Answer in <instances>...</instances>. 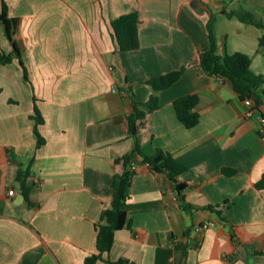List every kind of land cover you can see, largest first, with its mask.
I'll return each instance as SVG.
<instances>
[{
  "label": "crops",
  "instance_id": "obj_1",
  "mask_svg": "<svg viewBox=\"0 0 264 264\" xmlns=\"http://www.w3.org/2000/svg\"><path fill=\"white\" fill-rule=\"evenodd\" d=\"M4 5L19 20L21 56L0 25V51L12 57L0 62V264H86L112 206L116 160L127 155L128 224L111 260L264 264V130L232 82L200 61L214 15L218 53L246 54L264 76V27L222 12L250 11L264 25V0H0V14ZM133 13L141 46L125 52L112 23ZM181 68L171 87L149 84ZM257 93L264 112V84ZM189 94L199 97L192 128L174 108ZM135 107L145 117L133 134ZM158 150L184 167L177 182L143 162ZM21 167L35 183L22 202Z\"/></svg>",
  "mask_w": 264,
  "mask_h": 264
},
{
  "label": "trees",
  "instance_id": "obj_2",
  "mask_svg": "<svg viewBox=\"0 0 264 264\" xmlns=\"http://www.w3.org/2000/svg\"><path fill=\"white\" fill-rule=\"evenodd\" d=\"M222 12L229 17L237 16L243 22L264 27L256 15L250 11L241 9L230 12L222 10ZM214 21V15H212L208 25L210 50L201 54V67L208 75L219 80L229 79L233 84L234 90L240 97L243 100L253 98L255 108L264 115V112L261 111L263 98L257 93L258 88L264 84V76L256 75L250 70L251 59L248 55L240 52L234 54L225 53L224 55L218 53L217 40L213 28ZM139 24L140 18L135 13L123 15L113 21L112 27L120 50L127 52L140 48ZM0 25L4 27L6 36L14 48V52L20 57L19 20L8 16L5 5L0 14ZM261 44L264 45V37L261 38ZM11 61V55L0 51L1 63L6 64ZM184 73L185 69L181 68L155 78L149 81V84L154 90H164L175 84ZM198 101V95L189 94L174 102L177 117L187 128H192L199 122V114L194 111ZM155 105V98L147 104L149 108L155 107ZM34 117L38 123L43 122L37 108ZM144 117L145 113L135 107V112L129 119L130 129L133 134L135 133L136 120L143 119ZM42 143L43 141L41 140L39 144L41 145ZM143 162L148 164L156 172L167 173L175 182H177V177L184 171V167L169 152L162 150H158L152 156H144ZM131 163V155L116 160L112 206L104 212L101 221L97 224V252L86 259V264H129L127 259L120 258L118 260H111L108 256L114 245L116 231L123 229L128 224V213L125 206L129 198L131 177L134 172V170L130 169ZM224 172L228 175L232 174V170H224ZM18 179L21 184L20 191L29 200L30 193L35 186V183L30 180V169H23L21 167L19 169ZM258 186L264 187V178ZM185 187L183 184L177 185L179 191L184 190Z\"/></svg>",
  "mask_w": 264,
  "mask_h": 264
},
{
  "label": "built area",
  "instance_id": "obj_3",
  "mask_svg": "<svg viewBox=\"0 0 264 264\" xmlns=\"http://www.w3.org/2000/svg\"><path fill=\"white\" fill-rule=\"evenodd\" d=\"M244 102L249 108L248 113H247L248 117L251 118V117L257 116L261 123L262 131H263L264 130V115L257 108H255V101L252 98H247ZM262 139L264 140V135L262 136ZM131 170H135V166L132 165ZM9 196L10 197L15 196L14 189H11L9 191ZM213 226H214V223L212 222L203 223V224H200L194 227V231L200 234L204 232L206 229L211 228Z\"/></svg>",
  "mask_w": 264,
  "mask_h": 264
},
{
  "label": "water",
  "instance_id": "obj_4",
  "mask_svg": "<svg viewBox=\"0 0 264 264\" xmlns=\"http://www.w3.org/2000/svg\"><path fill=\"white\" fill-rule=\"evenodd\" d=\"M17 187L20 189V187H21V184L20 183H17ZM20 195V202H22L23 200H24V195L22 194V192L19 194Z\"/></svg>",
  "mask_w": 264,
  "mask_h": 264
}]
</instances>
